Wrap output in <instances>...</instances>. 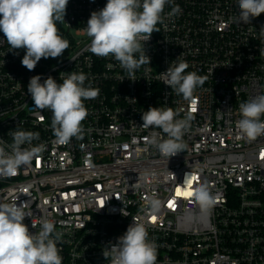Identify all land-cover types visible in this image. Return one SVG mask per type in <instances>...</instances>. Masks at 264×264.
<instances>
[{"label": "built area", "instance_id": "obj_1", "mask_svg": "<svg viewBox=\"0 0 264 264\" xmlns=\"http://www.w3.org/2000/svg\"><path fill=\"white\" fill-rule=\"evenodd\" d=\"M106 3L69 0L64 21L57 22L69 47L61 57L41 58L32 71L21 63L25 50L11 51L0 32V139L10 144L11 131H32L39 139L31 146L46 145L30 166L0 177V200L26 202L33 215L24 223L33 234L42 219L55 224L63 233L57 245L62 264H109L104 249L133 218L157 245L156 264H264V136L248 141L236 127L240 103L264 94V13L238 25L236 0H174L157 24L160 32L141 41L150 65L131 80L112 56L89 50L87 21ZM174 5L181 12L170 15ZM180 61L189 65L185 74L205 78L191 100L161 79ZM71 72H83L85 86L99 95L84 100L83 139L59 145L51 111H32L27 85L36 75L41 83L49 76L62 83ZM150 107L173 108L179 118L192 113L183 152L165 157L146 142L153 130L167 138L160 129L140 127ZM188 173L192 187L183 183ZM201 184L217 199L209 217L191 196L177 194ZM152 197L161 201L155 215L148 206Z\"/></svg>", "mask_w": 264, "mask_h": 264}, {"label": "clouds", "instance_id": "obj_2", "mask_svg": "<svg viewBox=\"0 0 264 264\" xmlns=\"http://www.w3.org/2000/svg\"><path fill=\"white\" fill-rule=\"evenodd\" d=\"M69 0H0V32L11 51L24 49L21 63L29 71L35 69L41 58H58L69 47V42L58 32L57 22L64 21ZM174 0H107L99 11H93L87 21L86 33L91 38L89 50L96 56H112L128 78L135 80V72L142 65H150V57L145 54L144 43L156 31L158 23L163 22L166 5ZM239 13L233 22L250 24L252 18L264 13V0H236ZM181 12L174 5L170 15ZM264 39V26L259 31ZM264 54V49L260 50ZM139 53V58L136 54ZM187 62L180 61L161 73V79L177 95L191 100L198 86L205 78L196 72H188ZM87 76L81 72H71L58 83L48 77L41 83V76L30 78L27 92L34 103L32 111L48 109L52 113L51 128L56 143L66 145L72 138L83 139L82 122L88 116L84 100L95 99L99 89L85 86ZM241 119L236 127L241 138L253 141L264 136V94H260L239 105ZM170 107H150L142 114L143 129H160L166 134L153 130L146 142L155 147L165 157H173L186 148L182 137L194 119L191 112L184 118ZM12 142L0 139V177H12L19 169L30 166L33 159L42 153L46 145L31 146L39 139V133L32 131H11ZM29 147H22L24 145ZM191 173L185 175V185L192 187ZM139 188V184L133 185ZM190 196L197 203L200 214L209 217L217 203L216 197L206 185L195 186ZM119 199L118 197H116ZM110 199V198H109ZM148 206L153 215L161 208V201L152 197ZM104 207V206H103ZM102 207V208H103ZM33 213L26 210V202H6L0 200V264H62L63 257L58 243L63 233L56 231L55 224L47 219L40 221L39 230L33 234L24 223ZM128 226L126 232L118 237L115 244L104 249L109 264H156L157 245L148 239L143 223ZM32 227L37 225L32 222Z\"/></svg>", "mask_w": 264, "mask_h": 264}, {"label": "snow or ice", "instance_id": "obj_3", "mask_svg": "<svg viewBox=\"0 0 264 264\" xmlns=\"http://www.w3.org/2000/svg\"><path fill=\"white\" fill-rule=\"evenodd\" d=\"M192 110L195 111V110H196L195 107H193ZM262 158H264V154H262ZM183 183L185 184L186 182L183 181ZM177 194H178V195H187V196H190V192H187V193H180L179 190H177ZM171 206H172V204H171V202H170V203H169V207H171ZM153 219H155V218L153 217Z\"/></svg>", "mask_w": 264, "mask_h": 264}]
</instances>
